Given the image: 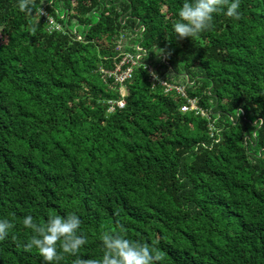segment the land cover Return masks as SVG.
I'll use <instances>...</instances> for the list:
<instances>
[{
	"label": "trees",
	"instance_id": "trees-1",
	"mask_svg": "<svg viewBox=\"0 0 264 264\" xmlns=\"http://www.w3.org/2000/svg\"><path fill=\"white\" fill-rule=\"evenodd\" d=\"M20 2L0 0V264H45L22 218L68 212L84 260L121 226L156 264H264V0L190 38L182 0ZM119 43L141 49L122 84L104 72Z\"/></svg>",
	"mask_w": 264,
	"mask_h": 264
},
{
	"label": "clouds",
	"instance_id": "clouds-1",
	"mask_svg": "<svg viewBox=\"0 0 264 264\" xmlns=\"http://www.w3.org/2000/svg\"><path fill=\"white\" fill-rule=\"evenodd\" d=\"M33 3L35 0H21L19 9L30 11L28 6ZM239 8L240 0H182L172 30L179 38L194 37L210 28L214 14L222 12L226 17L238 19ZM22 224L30 232L25 250L35 249L45 264H57L61 252L76 256L73 264H156L162 260L155 247L128 239L121 226L116 231L102 234L100 259H81L77 253L87 240L80 227L81 219L75 212L49 215L42 224L27 214L22 218ZM13 226L10 220L0 218V241L9 235Z\"/></svg>",
	"mask_w": 264,
	"mask_h": 264
},
{
	"label": "built area",
	"instance_id": "built-area-1",
	"mask_svg": "<svg viewBox=\"0 0 264 264\" xmlns=\"http://www.w3.org/2000/svg\"><path fill=\"white\" fill-rule=\"evenodd\" d=\"M136 51L134 53L129 52H122V45L119 43L116 50L119 51L118 55L115 57L114 67L110 70L106 69L104 72L110 76L114 77V83L122 84L124 81H127L131 78L133 70L137 67L140 63L139 60L141 58V49L139 48L138 44L135 46ZM148 72L151 77V81L159 82L161 86L166 85L164 81L160 80L154 72L148 68ZM169 88V87H168ZM174 88L182 97H185V86L179 87H171ZM123 92V91H122ZM123 95V93H122ZM186 104H183L180 107L182 112H186L187 110L195 109L197 105L196 98H187ZM119 108H122L124 105V101L120 100L116 103Z\"/></svg>",
	"mask_w": 264,
	"mask_h": 264
},
{
	"label": "rangeland",
	"instance_id": "rangeland-1",
	"mask_svg": "<svg viewBox=\"0 0 264 264\" xmlns=\"http://www.w3.org/2000/svg\"><path fill=\"white\" fill-rule=\"evenodd\" d=\"M123 93V92H122Z\"/></svg>",
	"mask_w": 264,
	"mask_h": 264
}]
</instances>
